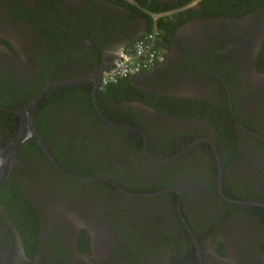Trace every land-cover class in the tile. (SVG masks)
Returning <instances> with one entry per match:
<instances>
[{
	"label": "flooded vegetation",
	"instance_id": "obj_1",
	"mask_svg": "<svg viewBox=\"0 0 264 264\" xmlns=\"http://www.w3.org/2000/svg\"><path fill=\"white\" fill-rule=\"evenodd\" d=\"M182 1L0 0V147L35 98L65 170L16 147L7 179L36 214L21 232L0 203V264H264V8ZM151 12L162 57L110 94L102 70Z\"/></svg>",
	"mask_w": 264,
	"mask_h": 264
},
{
	"label": "trees",
	"instance_id": "obj_2",
	"mask_svg": "<svg viewBox=\"0 0 264 264\" xmlns=\"http://www.w3.org/2000/svg\"><path fill=\"white\" fill-rule=\"evenodd\" d=\"M182 2H184V0ZM199 3H200L199 11H201L202 9L209 12H213V9L217 10L221 8L225 10L233 11V13L243 12V11L251 10L253 8L257 9L259 7L264 8V0H200ZM164 8L165 7L158 6V7H154L152 10L157 11ZM194 10L196 9H193L192 11ZM178 14L179 15L177 16V18L180 17L181 13ZM149 20H150V16H149ZM170 21L171 20H169L166 17L165 18L161 17L158 18L157 24L159 25L160 29L169 30L172 26L170 24ZM125 81H126L125 79L118 80V82L109 85V93L115 94L119 89L120 90L123 89L124 86L126 85ZM159 102L161 103L162 101ZM205 105L208 106L207 104ZM186 107H188L190 110H193L192 103L191 102L188 103L185 99H182V108L185 110ZM2 115L3 113H0V116ZM1 120L2 117L0 118V122ZM221 129H225V127H221ZM215 135H218L216 130H215ZM3 143L4 142L0 144L2 145ZM24 143H22V146ZM0 203L3 209L5 210L6 214L12 217L13 222H15L18 230H20L21 232L27 230L25 224L28 221L31 224L34 223V220L31 219V216L36 214L34 208L30 205L27 198L24 197L20 189L17 186H15L11 180L6 179L0 186ZM25 217H27V219H24Z\"/></svg>",
	"mask_w": 264,
	"mask_h": 264
},
{
	"label": "built area",
	"instance_id": "obj_3",
	"mask_svg": "<svg viewBox=\"0 0 264 264\" xmlns=\"http://www.w3.org/2000/svg\"><path fill=\"white\" fill-rule=\"evenodd\" d=\"M160 14L150 13V28L142 37L136 39L131 45L121 49L111 63L102 70L101 83H112L119 78L132 75L161 59V53L156 41L159 38L157 20Z\"/></svg>",
	"mask_w": 264,
	"mask_h": 264
},
{
	"label": "water",
	"instance_id": "obj_4",
	"mask_svg": "<svg viewBox=\"0 0 264 264\" xmlns=\"http://www.w3.org/2000/svg\"><path fill=\"white\" fill-rule=\"evenodd\" d=\"M61 83H68V82H61ZM35 101V98L31 100L29 104H27L23 109L16 110L17 114L20 116L19 125L17 128V131L15 134L7 141V143L0 147V186L2 183L7 179V175L10 171L11 163L14 161V153L16 147L26 138L33 139L36 141L39 146L42 148V150L47 154V156L51 159L53 164L60 169L63 170L60 165L57 163V161L52 156L49 149L46 147L45 143L40 139V137L34 132V129L31 125V107ZM97 110L100 114V116L108 121V119L100 112V109L97 107ZM109 122V121H108ZM133 129V127H131ZM70 173V172H69ZM72 174V173H70ZM76 175V174H73ZM84 176V175H80ZM88 178H91L92 176H85ZM221 166L218 165V173L216 175V187L219 192H221ZM161 191V190H159ZM159 191H155L153 193H157ZM238 202L242 203H250V204H261L255 201H249V200H239ZM1 206V205H0ZM0 225L5 228L11 235H12V229L8 228L7 226L0 223Z\"/></svg>",
	"mask_w": 264,
	"mask_h": 264
}]
</instances>
